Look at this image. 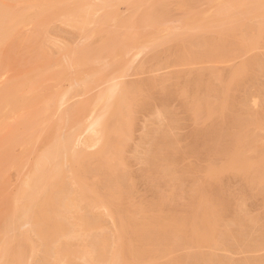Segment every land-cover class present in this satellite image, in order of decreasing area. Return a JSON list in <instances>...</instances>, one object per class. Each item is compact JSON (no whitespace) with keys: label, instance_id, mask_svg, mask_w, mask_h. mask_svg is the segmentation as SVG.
Segmentation results:
<instances>
[{"label":"bare ground","instance_id":"1","mask_svg":"<svg viewBox=\"0 0 264 264\" xmlns=\"http://www.w3.org/2000/svg\"><path fill=\"white\" fill-rule=\"evenodd\" d=\"M68 1L69 0H35V1L32 0L31 2V0L30 1L28 0L27 1L25 0H22V1L20 0H0V45L2 44L4 39H7L8 41V39L11 38V36L14 39L13 36L16 37V35L19 33V32L17 33V31L19 30H21V32L24 31L25 33L26 30L27 32L28 30L29 32H31V29H33L34 33H36V35L40 37V34L42 33L41 32L42 30H40L42 29L41 27L45 23L49 22L51 19L54 20V18L56 17L62 18L63 22H65L66 24H69L68 26L71 25L77 28L87 27L85 25L90 24L92 22L94 23V25L96 24V26L98 23L102 24L101 26H104L105 22H109V21H112V22L114 21V24H116V26L120 24L126 27L129 24L130 26L134 27V25L136 26V24L143 23L148 26L151 25L152 27H154V30L155 28L158 30L160 28L159 26H162V24L158 21L159 19L156 16L155 17L152 16L153 13H151V11H149L150 13H145L146 11L145 10L143 11L144 13L141 12L142 14L139 12V14L141 15L137 17L136 19L133 18L135 15L133 17L131 15V18L121 16L122 14L118 12L119 10L118 4L120 2H126L129 0H97L96 2H94V0L92 1L91 0H72L74 2L73 3L71 1L73 5L72 3H69ZM143 1L144 0H142V2ZM23 2L25 3V5H23L24 4ZM142 2L138 3L139 4L138 6H140ZM17 3L19 7H20L19 4H21V6L23 5V8L19 9V7H16L15 4ZM132 3H129V4H132ZM177 3H181V2H177ZM214 3L215 4L211 6L212 11H210L208 15H205V18L200 17L197 19V24L195 25L196 27L197 26L202 27V25L204 27L206 26L205 28H201V30L209 29V27L211 29L212 26H216L220 28L221 30L223 27H225L223 28L225 30L227 29V30H232V31H235V29H238L239 30L238 34L233 33L231 35H233L234 38L237 37L238 40L240 39L239 42L241 41V39H244L243 43L241 42L240 44L244 45L242 47H247V48L255 46L256 41H257L256 39L260 40L262 36H264L262 35L264 33V0H216ZM135 4L137 5V2H135ZM183 4L184 3H182L181 5ZM13 5L14 7H11ZM117 5H118V10L116 8ZM187 5L189 6L190 4H187ZM30 10H32V12L35 11V13L33 12L34 13L33 15L31 14L29 15L28 13ZM99 10L104 11L102 12L103 16L101 15L100 16L101 18L96 19V17L99 16V15L97 16V13L100 12ZM136 12H137L136 14H138V10ZM194 19L196 18L194 17ZM194 19L193 21H195ZM203 19L204 21L205 20L206 21L202 23L201 20ZM163 20H165V18ZM54 21H58V19ZM63 22L61 21L62 24ZM126 23H128V25ZM193 25H191L190 28L194 27ZM22 26L25 27L26 29L19 28ZM27 26L29 28H27ZM98 26H99V30H102V31L104 30V28H101L100 25ZM91 28H94V27H91ZM177 28L179 29L180 27H177ZM47 29L46 31L44 30L45 33L48 32ZM97 29L98 28H96V30ZM15 31L17 34H15ZM44 31L42 34H44ZM82 31H84V29ZM113 32L115 33L114 30ZM210 32L213 33V31H210ZM218 32H221V31H218ZM34 33L32 34L29 33L28 34L29 37H28L25 34L24 36L22 32L21 35L24 36V38L19 35V37H21L22 39L16 38L17 41H19V43L16 42L15 45L17 48L15 47L12 50L18 49V44L21 43L20 41L23 42L22 45H24V42L25 41L27 42V40L31 42L32 39L29 40V38L32 36L38 40H41L40 42L37 41L39 42V44L42 43L41 38L43 37V35L42 37L38 38L37 36L35 37L33 35ZM167 33L166 34L163 33L162 35L160 34V37L162 39H165L163 37H164V34L168 35ZM182 33L184 32L182 31ZM47 34H49V32ZM128 35L130 34L128 33ZM128 35L126 34L125 37L123 38L119 36L117 37L116 35H110L109 37L105 36L103 40L101 41V43L100 44L97 43L95 47H92V46H85V47L84 46L83 47H71V46L68 47L67 46L65 47L66 46L65 45L63 48L60 49L59 55L56 53L57 55L55 54L54 56H52L53 53L52 54L49 53L50 50L48 53L46 49H45L46 53L45 51L43 52V50H40L41 53L37 51L38 53L37 52L36 53L39 56L38 57L37 55H34V56H36V58H39V59H36V58L34 59L33 67L32 68L30 67V70H28L27 73L24 72V74H27V75H24V77H23V74L21 73L23 71V68L21 69L22 70L21 72L19 71L22 74L21 77L23 78L19 79V77L17 76V78L19 79V81L17 79L18 83L11 82L12 74L7 75L11 71V69L10 71H8V73H6L7 75L6 77H9L11 75L10 76L11 80L7 79L10 82L6 81L7 83L5 82V84L0 86V147H1L0 148V191H1L0 193L2 197V199L0 200V207H1L0 209V264H30L29 259L33 257V255L36 256L39 253V251H40L39 255L42 253V255L40 256L38 255V257L42 256L40 261L32 260L34 261L32 264H35V262L36 264H150V262L152 261L155 262L154 261L155 259L166 254L168 251H170L171 248L174 247V244H177L178 243L177 241H180L178 240V238L180 239V236H183L186 239L188 238L187 239L188 241L191 240L197 244L206 243V245H209V244L211 245L213 244V246L219 245L220 240H218V238L216 237L217 235L215 234V226L218 225L217 218L219 217L217 216V212L214 210V207L212 205H209V206H212V208L208 206H206L204 209L202 208L203 210H201L200 208L201 210L200 212L197 209L196 213L193 214V216L195 215L194 217L179 218L178 221L176 220L177 222L175 221L167 222L166 220H165L166 222L163 221V218L165 219L167 217H163L162 215H160L159 214L160 209L158 208L156 209H158L159 212L155 211V213L159 214V217L161 216V219L159 217H156L157 215L154 216V214L149 215L151 217L147 215L149 218L144 217L143 215L144 211H142L140 207H138L140 203L134 209H132L130 206H129L130 208L122 206L125 202H127L125 201L126 199H128L127 192L133 193L131 189L132 187L129 189L127 187L129 186L128 184L125 186L127 187V189L125 187H124L125 189L122 188L123 186L119 185L120 181H118V175H120L122 172L118 174L117 176L115 173H117V170H120V169H117V167L119 168V166L117 165H120L121 163L125 165V161L124 163L122 162V160H125V159H122L124 158L123 157L124 155L122 156V154H124V150H125L127 139H128L127 135L129 134V131L127 133L128 125L130 123L129 117L131 118L130 114L131 115L133 114L132 111L135 108L133 106V101L138 102L137 104L139 105L142 103V102L141 103L139 102L140 100L137 101V99L139 98V95L137 92L136 93L138 96L135 95L136 89L135 90L133 89L134 86H132V84L130 85L124 82L125 81L124 77L126 75L125 74L126 67H123L124 58L122 60L119 58V57L125 56V59H126V56L128 54L124 55L125 53H129L130 51L136 50L135 52H133L136 55L142 49V44L140 46V44L137 43L138 40L134 39V38H137V33L131 32V35L129 36L131 41L130 40L128 41V38H129ZM174 35H176V33H174ZM231 35H230V38L231 37L233 38V36ZM89 37H90V34H89ZM139 37H140V34H139ZM203 38L205 37L203 36ZM52 39L54 41V38ZM124 39H127V40H124ZM166 39H170V38L168 37ZM152 40L154 42V40L156 39H152ZM15 41L16 40H14V42ZM10 42L11 40L8 43ZM14 42H12L11 44H13ZM47 42H49V40H47ZM31 44H34V43H31ZM6 45L4 44V46ZM24 46L26 47L28 45L26 44ZM30 46L31 48H29ZM30 46L28 47L30 50L27 48L28 53H30L29 51H31V49H33L32 51H35L34 48L38 49L37 44L34 48H32L34 45H30ZM218 47L220 48L219 45ZM5 48L3 47V49ZM222 48H224V46ZM21 49H23V47ZM20 50L19 51L16 50L17 52L14 51V53L15 54L18 52L22 53L23 51H20ZM5 51H2L1 53H3V55L1 54L0 55L4 57ZM7 51L9 52L10 48ZM51 51H52V48H51ZM25 52H26V49L24 53ZM27 52L25 54H27ZM14 53L12 54L15 56ZM104 53L106 54V56H105V59L103 60L108 59L107 62L106 61H104V63L102 62L104 66H101V67L89 66V64H91L94 61H97L96 63H98V60L102 58V55ZM208 53H210V51ZM7 54L8 53H6L5 56H8ZM32 54L30 56H32ZM10 55L11 53H9V56ZM20 56H19V59H21ZM26 56H24L23 58L26 59L25 58ZM28 56L27 58L31 60ZM201 57L202 56L200 57L196 56L195 58L193 57L194 59L192 58V60H189L188 58V63L193 64L192 62L194 63L200 62L201 64V62L203 61L204 63L205 62L207 63V61L209 63L216 59V58L214 59L213 57L210 58L208 56L205 58L204 56L203 58ZM253 57L244 63L241 62L242 64L240 65V67L238 66L239 68L234 67L235 68V70H233L234 75L231 74L233 75L231 79L233 78L239 79V77L241 78L242 75L246 73L248 67H250V65L252 67L253 62H251V60L253 59ZM8 58L6 59L8 60ZM181 58L186 60L185 56L184 57L181 56ZM221 59L219 58V60ZM254 59L256 58L254 57ZM22 60L23 59H21L20 63L22 62ZM111 60L118 63V66L113 67L110 70H108L109 69L108 67L103 68ZM27 62L29 63L30 61H27ZM112 62H111V65L115 64ZM0 63H1V60H0ZM5 63L6 61L4 62L3 65H5ZM126 63L128 64L130 62H128L127 60ZM208 63L207 65H209ZM195 64L198 65L197 63ZM17 65L21 66V64H17ZM24 65L25 64H23V67ZM5 67L7 66L5 65ZM206 67L207 66H205V68ZM9 68L11 67L9 66ZM9 68L7 67L6 69H9ZM6 69L4 70L6 71ZM252 71H254V69ZM0 72H3V70H0ZM201 72H202V69H201ZM249 73L251 72L249 71ZM212 74L214 75L215 73H212ZM212 77H209L208 79ZM123 78H124V81H123ZM15 79H16V76H15ZM215 79H217V77ZM1 80H3L2 77L0 78V81ZM4 80L6 79L4 78ZM48 80H54L55 82L47 85L46 81ZM240 80H242V78ZM65 81L67 82V84H65ZM192 81L190 84H193L191 85V88L194 91V94L191 92L192 97L190 98L194 99L193 100L194 107H197V108L199 107V102L202 100L200 103H202L201 104L202 106L205 105V108H204V112H205L206 111L205 109H208V108L210 109L212 105L211 103H210L211 106L208 105V100L206 98L207 95L205 96L203 93L200 92L201 94L205 96L204 97L205 99H203V97L198 96V94L201 88H203V90L201 91L206 92V93H208V90L211 91L213 89L212 84L208 82L209 80L208 81L206 80L208 83H206L205 81L204 84H201L200 80L196 78L193 83ZM227 84L228 82L225 84V86ZM231 84L229 83V85ZM141 85L142 83H140V86ZM213 86H216V85H213ZM227 87L225 88L223 87V89H228ZM140 91H141V88H140ZM185 92H186V88L184 89V93ZM188 94L190 95V92H188ZM135 96L137 99L135 98ZM224 100L226 101V99ZM185 101H186V98H185ZM191 101L192 100H190V102ZM188 104L190 105V103ZM202 106H201V110L203 108ZM194 107L193 109H196ZM251 119L253 120V118ZM260 122L261 120L259 119V123ZM241 123L246 124V122H241ZM261 123L263 126V122ZM243 128L241 127V130L239 132H237L236 130L237 133L233 132L234 133L233 138L231 139L233 140L231 141L232 144L231 146L227 145L229 148L226 152L231 156V158L229 159V165L233 167H238L240 165L243 166L245 164L243 160L246 157L245 154L247 153V151L255 152L258 149L257 147H260L259 145H257L258 139L256 137H253L254 135H251L250 134L251 132L247 134V131L245 130L246 128L244 129L246 131L245 133ZM50 129L52 133L48 135V132ZM244 133L247 135H245ZM45 134L47 135L45 136ZM230 135L232 136V134ZM251 139H253V141H251ZM229 144H230V141H229ZM39 145L41 146L39 147ZM16 147L18 148V150H16L17 149ZM35 148L37 149L35 158L32 161H28L29 160L28 152L29 151L32 152L30 149H35ZM261 152L260 154L258 152V155H261L262 153H264V152L262 153ZM34 153L35 152H33L32 154L33 156L35 155ZM30 157H32L31 153H30ZM245 160H248V159L245 158ZM164 161L165 159L163 160V162ZM163 162L161 163L164 165L165 162L164 163ZM247 162H246V165H247ZM24 167H27L26 171L23 172L24 173L23 175L21 174V177L19 176L18 182L16 181L17 185H15L16 189L13 195H9V194H12L10 193L11 190L7 191L10 188L9 187L10 180H8V177H7L9 176L7 175L9 169L14 168L18 170L19 172L20 169L22 170V168ZM163 167L166 168L168 167V165H165ZM114 169H117V170H114ZM113 171H116V172H113ZM111 172L112 174L116 176L117 179L114 177V175L112 176V174H110ZM263 172L264 170L262 171V173ZM155 176H157V174ZM260 176L262 175H259V177ZM248 180H253V179L249 178ZM101 185L104 186V188L106 189V192H104V188L103 189L100 188ZM115 185L116 186L119 185V187L121 186L120 187L121 190L120 189L118 190L119 187H116ZM126 190L128 191L125 192ZM124 193H126L127 196H125ZM166 195H168V193ZM200 203H202V201ZM159 206H161L160 203H159ZM98 208L103 209L105 214L100 213L101 214L100 215L98 214L99 212L96 214L95 209L98 210ZM83 209H85L86 211L83 212ZM191 209L193 210V208ZM93 210L95 212H93ZM103 215L109 217L110 220L112 221V224L114 225L113 228H115L114 232L111 229L110 230L112 232L110 233H109V230L107 231L104 230L106 229L104 225V222H105L104 220L106 218ZM169 215H172V214H169ZM179 216H175V217H179ZM197 218H200V219L202 218L200 223H198L200 219L198 220ZM196 219L198 220V222L196 221L195 224H192V222H194L193 220H196ZM160 220H162L163 222L162 221L160 222ZM19 221H22L23 225L28 224L29 228H26V230L23 232L20 230V233H19V231L16 230L18 229L16 224L17 223L21 224V222ZM155 228L159 229V230L157 229L156 230L158 231L159 236H162L161 238H163V236L167 234L163 238L164 240L165 238H167L168 236H171L172 234L173 235L172 237H174V239L172 238L173 240L171 241L173 242L171 243L170 241L171 238H170L168 241L169 243L165 241L166 243L165 244L163 243L164 244L163 245L162 243L160 244V242H162L160 241L159 244L155 243L156 245H153L154 242L152 244L151 236L153 233L158 234ZM206 229H208L209 231V234H207L208 231L206 232L207 235L203 231ZM150 230L151 232L153 230L156 232L151 233L149 232ZM13 231L15 232L17 231L18 234L14 233ZM160 232H162V234H165V235H160L161 234ZM156 234L154 235L158 236ZM149 235L150 237H148ZM159 236H158V239H160ZM74 239L78 241L76 244L73 243L72 241ZM157 245H161V246H157ZM28 250H31L30 254ZM27 254L29 255L27 256ZM196 254H198V252H196ZM209 255L210 254L208 253V259H207L208 261L206 262L205 260L206 264H213V263L222 264L219 261H217V259L216 260L215 258L212 259L213 257ZM221 259H223V257ZM80 260H82V262H80ZM257 263H254V264H257ZM162 264H181V259L180 258L171 259V260H168L166 263H162Z\"/></svg>","mask_w":264,"mask_h":264},{"label":"rangeland","instance_id":"2","mask_svg":"<svg viewBox=\"0 0 264 264\" xmlns=\"http://www.w3.org/2000/svg\"><path fill=\"white\" fill-rule=\"evenodd\" d=\"M20 1H22V0H20ZM25 1H27V0H25ZM28 1H30V0H28ZM71 1L72 0H69L68 2L72 3L73 1L72 2ZM96 1L97 0H94V2H96ZM176 1L181 2V3H177ZM187 1L186 0H183V1L182 0H148V1L146 0V2H145V0H144L142 2V0H138V1L137 0H129L126 2H120L118 4L119 10H118V5H117L116 8H117L118 12L122 14L121 16L131 18V15H132V17L135 15L133 17L134 19H136L142 13H144L143 11H145V10H146L145 13H150L149 11H151V13H153L152 16L153 17L156 16L159 19L158 21L162 24V26H159V27L160 28L162 27L163 29L159 28L158 30L156 28L154 30V27H152L151 25L148 26V25H145L143 23L136 24V26L134 25V27L130 26V24L128 25V23H126L128 25L127 27L124 25H120V24H118L116 26V24H114V21L113 22L112 21L105 22V25L103 24L104 26H101L102 24H100V23H98L96 26V24L94 25V23L92 22L90 24L85 25L87 27H84V28L78 27L77 28V27H74L71 25L68 26L69 24H66L65 22H63L62 18L56 17V18H54V20L58 19V21H54L53 19H51L49 21L50 23L49 22L45 23L47 25L44 24L43 25L44 27L42 26L41 27L42 29H40V30H42L41 32L43 33L44 30L46 31V29L49 28V29H47L49 34H47L48 32L45 33V31H44V34H42V33L40 34V37H42V35H43V37L41 38L43 44L42 43L39 44V42L41 40H38L32 36L29 38V40L32 39L31 42L28 40L26 42L24 40L25 41L24 45L27 44L28 46L25 47L24 45H22L23 42L20 41L21 43L18 44V49L12 50L13 48L16 47L15 43L16 42L19 43V41H17L16 38H21V37H19V35L22 36L21 35L22 32H23V35L25 34L28 37H29V35H28L29 33L30 34L34 33V30L31 28H30L31 32L33 31L32 33L29 32V30H28L29 33L27 32V30L25 33H24V31L21 32V30H19V31H17V33L19 32L17 34L15 31V34H17L18 37H17V35H16V37L13 36L14 37V39H13L11 36V38H9L8 41H7V39H4V41L0 45V48H1L0 54L1 55H3V53H1L2 51H5V50L7 51L10 48L9 52L5 51V53H4L5 58L0 55V60L2 63V64L0 63V68H1L0 70H3V72H0V78L1 77L3 78V80L0 81V83H1L0 86L5 84L6 81L10 82L7 79L11 80L10 79L11 75L9 77H6L9 74H12V76H11V78H12L11 82L12 83L17 82V79H18L17 76L19 77V79H21L24 77V75H27V74H24V72L27 73V71L30 70V67L31 68L33 67V62H34V59L36 58V56H34V55H37V57H38L39 55L37 53L40 52V50H43V52H44L46 49L47 53L50 50L49 53L50 54L53 53L52 56H54L56 53L59 55L60 49L63 48L65 45H66L65 47H67V46L68 47H70V46L71 47H83V46L84 47L85 46L95 47L97 43L98 44L101 43V41L103 40V38L105 36L109 37L110 35H116L117 37L119 36V37L123 38V37H125L126 34L128 35V33L131 35V32H136L137 38H134V39L138 40L137 43H139L140 46L142 44V49L140 50L141 52L139 51V53H137L135 55L133 52H135L136 50H133V51H130L129 53L124 54V55L128 54L126 56V59H125V56L119 57L121 60L124 58L123 59V67H126V71H125L126 75L124 77L125 81H124V78H123V81L126 82L127 84H130V85L132 84V86H134L133 89L134 90L136 89L135 95L136 96L139 95L138 99L136 98V96H135V98L137 99V101L140 100L139 101L140 103L142 102L139 105V104H137L138 102L133 101V106L136 109L133 107L134 108L132 111L133 114L132 115L130 114L131 118L129 117V122L131 123V125L129 123L128 129H127V133L129 131V134L127 135L128 139H127V144L125 147L126 151L123 149L124 154H122V156L124 155L123 156L124 158L121 157L122 159H125V160H122L123 163L125 161V165H123L121 163L120 165H117V166H119V168L117 167V169H120V170L114 169V170H117V173H115L116 176L122 172L120 175H118V181H120L119 185L123 186L122 188H124L128 184L130 186V187L127 186L129 189L132 187L131 189H132L133 193L127 192L128 190L125 191V192H127L128 196L126 195V193H124V195L127 196L128 199L125 200L127 202L124 201L125 203L122 206L123 207H129L130 206L132 209H134L140 203L138 205V207H140V209L142 211H144L143 212L144 217H148L151 214H154V216L157 215L156 217H159V214H160L163 217H167L165 219L162 217L163 221L166 220L167 222L168 221L169 222H173V221L177 222L179 218H184V217L185 218H192L195 216V215L193 216V214L196 213L197 209L200 212L206 206L211 207V208L213 206L214 210L217 212V216L219 217V218H217L218 219L217 220L218 225L216 224L217 226H215V234L217 235V236L216 235L215 236L218 238V240H220L219 245H214V246H213V244L212 245L211 244L206 245V243L197 244L191 240L188 241L187 240L188 238L186 239L185 237L180 236V239L178 238V240H180V241H177L178 243L174 244V247H172L171 250L166 253L167 255L164 254V255L158 257L157 259L154 260L155 262L152 261V262H150V264H152V263L154 264L157 261H158L157 262L158 264H162V263H166L168 260L175 259V258H180L181 264H188V263H190V261H191L190 264H204L205 260H206V262L208 261L207 260L208 259V253L211 255V257H213L212 259L215 258V260L217 259V261H219L222 264H249V263L251 264L252 261H253L252 264L257 263V262H258L257 264H261V263L264 264V241H263L264 240V172L262 173V171L264 170V168H262V167H264V163H262V162H264V155H263L264 153H262V152H264V116H263L264 115V65H263L264 64V36H262L263 39L262 38L260 40L256 39L257 41H256L255 46L248 47L249 48L248 49L247 47H242V46H244L243 44L242 45L240 44L241 42L243 43L244 39H241V41L239 42L240 39L238 40L237 37L234 38V36L231 35L233 33L238 34V32H239L238 29H235L236 32L226 29L228 31L227 32L225 29H223L225 27H223L221 30L220 28H218L216 26H212L214 28L211 27V29H210V27H209V29H202L204 31L203 32L201 30V28H205L206 26L204 27L202 25V27H199V26L196 27L195 25L197 24V19L200 17L205 18V15H208L210 13V11H212L211 6H213L215 4L214 2L216 0H209V1L208 0H195V2H194V0H187ZM31 2H32V0H31ZM128 2L129 3L133 2V3L129 4ZM135 2H137V5L135 4ZM141 2H142V4H140V6H138L139 5L138 3H141ZM73 3H72V5H73ZM182 3H184V4L181 5ZM133 4H135V5H133ZM187 4H190V5L188 6ZM15 5H16V7H19L18 3ZM19 5H20L19 9H21V8H23V5H25V3L22 6H21V4H19ZM184 5H185V7H184ZM11 7H14V5ZM188 7H190V8H188ZM135 9L138 10V14H139V12L140 13L142 12V13L139 15L136 14L137 10H135ZM134 10H135V12H134ZM201 10H203V11H201ZM99 11L100 12L97 13V16L98 15L99 16L96 17V19L101 18L100 16L102 15V12H104L103 10L102 11L99 10ZM30 12H32V10L29 11V13H28L29 15L30 14L33 15L35 13V11H33L34 13L33 12L30 13ZM125 12H127V13H125ZM186 14H188V15H186ZM163 17L165 18V20H163L164 19ZM194 17L196 19H194ZM59 19L63 22V24L61 23V21ZM193 19L195 21H193ZM52 20H53V22H52ZM201 21L203 23L206 20L204 21V19H203ZM184 22H186V23H184ZM193 23H194V25H193ZM48 24L50 25V27ZM186 24L189 26H187ZM98 25H100L101 28H104V30L103 31L99 30ZM191 25H193L194 27L190 28ZM90 26L94 27V28H91ZM123 26L125 27V29ZM173 26L175 28H177V27H180V28L175 29ZM19 28L20 29L21 28L26 29L23 26L19 27ZM27 28H29V27L27 26ZM79 28L81 29V31L84 29V31H82V33H81ZM96 28H98L97 29L98 31L96 30ZM129 28H131V29H129ZM184 28H186V29H184ZM142 29H143V31H142ZM113 30L115 31V33L113 32ZM168 30H169V32H168ZM110 31H111V33H110ZM182 31L184 33H182ZM210 31H213V33ZM218 31H221V32H218ZM97 32H99V33H97ZM150 32H152V33H150ZM153 32H154V34H153ZM157 33H159V34H157ZM163 33L168 34V35L164 34V37L162 36L165 39H162L160 37V34L162 35ZM174 33H176L177 37H176V35H174ZM89 34H90V37H89ZM139 34H140V37L142 38V40L139 37ZM170 34H172L173 36ZM178 34L180 37L178 36ZM33 35L35 37L37 36L36 33H34ZM51 35H52V37H51ZM130 35H128V37ZM230 35L233 36V38L231 37L232 40L230 38ZM262 35H264V33ZM24 36H22V37L24 38ZM167 36L170 39H166V38H168ZM203 36L205 38H203ZM208 36L210 38L212 36L213 37L210 39ZM37 37L40 38L39 36H37ZM52 38H54V41ZM216 38H218V39H216ZM227 38H229V39H227ZM34 39H36V40H34ZM152 39H156V40H154V42H153ZM10 40H11V42L8 43ZM14 40H16V41L14 42ZM47 40H49V42H47ZM124 40H127V39H124ZM129 40L131 41L130 37L128 38V41ZM5 41H7V42H5ZM35 41L36 42L39 41V42L36 43ZM12 42H14L13 44L15 46L13 44H11ZM6 43H7V45H6ZM31 43H34V44H31ZM4 44L6 46H4ZM36 44L38 46V49L34 48L36 46ZM62 44H64V45H62ZM30 45H34L32 48H34L35 51H32L33 49H31V51H29L30 53H28L27 52L28 49L31 48ZM41 45H43L44 47ZM48 45H50V46H48ZM79 45H81V46H79ZM208 45L209 46L211 45V46L209 47ZM218 45L220 46V48L218 47ZM222 45L224 46V48H222L223 47ZM19 46H21V47H19ZM3 47L4 48L6 47L7 49L6 48L3 49ZM22 47H23V49H21ZM50 47L52 48V51H51ZM25 49H26L27 54H25L26 52L24 53ZM16 50L17 51L20 50L23 52L22 53L18 52L15 54L14 51H16ZM46 51H45V53H46ZM209 51H210V53H208ZM6 53H8L7 54L8 56H5ZM9 53H11L12 56L11 55L9 56ZM12 53H14L15 56ZM20 54H21V56H20ZM23 54H24V56L29 55L28 57L31 60H29L27 58V56L25 57L26 59H24ZM31 54H32V56H30ZM198 54L200 56H202L201 58H203V56H204V58L208 56L210 58L213 57L214 59L215 58L216 59L218 58V59L217 60L215 59V60H213L214 62L211 61L209 63L207 61V63L210 66L207 65L206 62L204 63V61L201 62V64H200V62H195L198 65H196L194 62H192L193 64L188 63V58L190 56H192V57H190L191 59L189 58V60H192L193 57L194 58L196 56L200 57ZM206 54H207V56H206ZM209 54L212 56H210ZM19 56L21 57V59H23L21 63H20L21 59H19ZM105 56H106V54L104 53L102 55V58L100 60H98V63H96L97 61H94L91 64H89V66H93V67L104 66V64H103L104 61L107 62V60H108V59L103 60V59H105ZM167 56H168V58H167ZM181 56L182 57L185 56L186 60L181 58ZM221 56H223V57H221ZM253 56L258 61L256 59H254ZM1 57L3 60L1 59ZM252 57L254 59V60L253 59L251 60V62H253L252 63L253 65H252V67L250 65V67H248L246 73L244 75H242V77H241L242 80H240L241 79L240 77H239V79H235V78L231 79L234 75L233 74V70H235L234 67L239 68L242 63L246 62L247 60H249ZM262 57H263V59H262ZM6 58H8V60ZM11 58H13L14 60ZM219 58L220 59L222 58V59L219 60ZM36 59H39V58H36ZM127 60L130 63L127 64L126 63ZM3 61L4 62L6 61L5 65L8 68H9V66L11 68L6 69L7 67H5V65H3L4 64ZM27 61H30V62L28 63ZM112 61L113 60H111L107 64L105 63L106 65L103 68L108 67L109 68L108 70H110L113 67H117L118 63H116L115 61H113V62ZM111 62L115 63V64L111 65ZM26 63H27V65H26ZM17 64H21V66L17 65ZM23 64H25L26 66L24 65V67H23ZM31 64H32V66H31ZM260 64H262V65H260ZM205 66L208 67V68L206 67L207 70H206ZM26 67L29 69H27ZM22 68H23V71L21 70ZM203 68H205V69H203ZM4 69H6L7 72ZM10 69H11V71H10ZM201 69H202V72H201ZM253 69H254V71H252ZM8 71H10V72L8 73ZM19 71L20 72L22 71L21 73L23 74V77H21L22 74ZM208 71H210V72H208ZM249 71L251 73H249ZM14 72H15V74H14ZM220 72H222V73H220ZM6 73H8V74L6 75ZM17 73H19V74H17ZM212 73H215V74L213 75ZM210 74H211V76H210ZM231 74H233V75H231ZM13 75H14V77H13ZM199 75H200V77H199ZM222 75H224V76H222ZM15 76H16V79H15ZM67 76H68V74H67ZM215 76L217 77V79H215L216 78ZM209 77H212V78L208 79ZM223 77H224V79H223ZM4 78L6 80H4ZM195 78L200 80L201 84H204V82L206 80L207 81L209 80L208 82L211 83L212 87H213V89L211 91L208 90V93L201 91V90H203V88H201L199 90V94L197 93L198 96L203 97V99H205L204 97L207 95L206 98L208 100V105H210V103L212 105V107L210 109L209 108L205 109L206 110L205 112H204L205 105L202 106L201 105L202 103H200L202 100L199 102V107L197 108V107H194V101H193L194 99L190 98V97H192L191 92L194 94V91L191 88V85H193V84H190V83L192 80H193L192 81V83H193ZM19 79H18V81H19ZM233 80H235V81H233ZM137 81H138V83H137ZM207 81H206V83H208ZM238 81H239V83H238ZM54 82H55L54 80H48V81H46V84L48 85V84H52ZM227 82H228V84H227L228 87H227V85L225 86V84ZM140 83H142L141 86H140ZM229 83L230 84L232 83V84L229 85ZM65 84H67L66 81H65ZM143 84H144V86H143ZM213 85H216V86H213ZM217 85H219V86H217ZM243 85H245V86H243ZM214 87H215V89H214ZM223 87L224 88L227 87L228 89H223ZM140 88H141V91H140ZM185 88H186V92L184 93ZM219 90H221V91H219ZM212 91L213 92L216 91V92L213 93ZM136 92L138 93V95ZM188 92H190L191 96L188 94ZM200 92L203 93L205 96L203 94H201ZM185 95H187V96H185ZM185 98H186V101H185ZM224 99H226V101ZM133 100H135V99H133ZM190 100H192L193 102L192 101L190 102ZM256 100H257V102H256ZM188 103H190V105ZM200 105L203 107L202 110H201ZM191 106H193L196 109H193V107H191ZM190 107H191V109H190ZM199 109H200V111H199ZM159 111L161 112V114ZM260 116H261V118H260ZM251 118H253V120ZM258 118L261 120V122H263V126H262L261 122H260L261 123V125H260ZM240 120H242V121H240ZM257 121H258L259 125H258ZM241 122H246V124L241 123ZM240 126L242 128L244 127L243 130L246 128L245 130L247 131V134H249L251 132L250 134L254 135L253 137H256L258 139L257 145H259L260 147H257L259 150L257 149V151H255V152L247 151V153L245 154L246 155L245 158L248 160H245V158L243 156V158H244L243 162L245 163L243 166L240 165L238 167H233V166L229 165V159L231 158V156L226 151L229 148L228 146H231V144H232L231 141H233V140H231V139L233 138V134L237 133L241 130ZM237 127L240 129H238ZM130 129H131V131H130ZM236 130H237V132H236ZM246 131H245V133H246ZM225 132H227V133H225ZM51 133L52 132L50 129L48 132V135H50ZM230 134H232V136ZM247 134H245V135H247ZM46 135L47 134H45V136ZM259 140H261V141H259ZM229 141H230V144H229ZM251 141H253V139H251ZM40 146L41 145H39V147ZM159 148L162 150H160ZM35 149H30L32 152H30V151L28 152L29 153V155H28L29 160L28 161H32L35 158L38 148L36 150ZM16 150H18V148ZM90 150H92V149H90ZM164 150L165 151L167 150V151L165 152ZM33 152H35L34 156L32 155ZM258 152H259V154H260V152L262 154L258 155ZM30 153H31V156L33 158L30 157ZM214 153H215L216 157H215ZM156 158H158V159H156ZM164 159H165V161H164L165 163L163 162ZM154 160H156V161H154ZM247 161H249V162H247ZM161 162H163L164 165ZM246 162H247L248 166L246 165ZM224 164L226 167L224 166ZM165 165H168V167H170V168L163 167ZM161 166H162L163 170H162ZM171 168H172V170H171ZM26 169H27V167L22 168V170L20 169V171H19L20 173L18 172V170L14 169V168L9 169L8 174H7L9 176H7V177H8V180H10L9 181V187L10 188L7 191L11 190L10 193H12L9 195H13V193L16 189L15 185H17L19 176L21 177V174L23 175L24 174L23 172H25ZM147 169H149V170H147ZM168 169H170V170H168ZM166 171H168V172H166ZM113 172H116V171H113ZM123 172L125 175L123 174ZM172 172L174 173V175ZM110 174H112V172ZM156 174H157V176H155ZM113 175L114 174H112V176ZM128 175H129V177H128ZM259 175H262V176L259 177ZM116 176L114 175L115 178H116ZM121 177H122V179H121ZM172 177H173V179H172ZM247 177H248V179L249 178L253 179L255 182L253 180H248ZM261 177H263V178H261ZM246 181L248 183H250V182L251 183L248 184ZM119 185L118 186L115 185V186L119 187ZM171 186H173V187H171ZM120 187L118 188V190L119 189L121 190ZM127 187H125V188L127 189ZM100 188L103 189L104 186L101 185ZM104 192H106L105 188H104ZM167 193H168V195H166ZM1 199H2V197H1V193H0V200ZM163 200H165V201H163ZM201 201H202V203H200ZM141 202H143V203H141ZM159 203L161 206H159ZM157 204H158V206H157ZM209 205H212V206H209ZM200 206H202V207H200ZM156 208L160 209V212H162V213H160L159 210ZM191 208H193V210ZM200 208H201V210H200ZM0 209H1V207H0ZM85 209H83V212L86 211ZM95 210H96V212L94 210H93V212H95L96 214L98 212H99L98 214L104 213L103 209H101V208H98V210L97 209H95ZM155 211L159 212V214L155 213ZM169 214H172V215H169ZM103 216H105V215H103ZM175 216H179V217H175ZM149 217H151V216H149ZM105 218L106 219L104 220L105 221L104 225H105L106 229H104V230L105 231L109 230V233L112 231L114 232L115 228H113L114 225L112 224V221L107 216H105ZM159 218L161 219V216ZM197 219L199 220L200 218H197ZM197 219L193 220L194 222H192V220H191L192 224H195L196 221L198 222ZM201 219L198 223L201 222ZM161 221L162 220H160V222ZM19 222H21V224L20 223L16 224L18 227V229H16V230L19 231V233H20V230L23 232L26 230V228H29L28 224H24L25 225L24 226L22 221H19ZM231 228H232V230H231ZM156 229L159 230L158 228H155V230ZM240 229H242V230H240ZM233 230H234V232H233ZM17 231L16 232L13 231V232L17 233ZM156 231L153 230L152 232H156ZM203 231L206 234L208 229L203 230ZM149 232H151V230ZM157 233H158V231H157ZM160 233H161L160 235H165V234H162V232H160ZM154 234H156V233H153L151 236L152 237L151 238L152 244L154 242L153 245L159 244L160 241H162V242H160V244L161 243L165 244L166 242L169 241L170 238H171L170 241L174 239V237H172L173 236L172 234H171V236H168L167 238H165V240L163 238L167 234L165 236H163V238H161L162 236H159V233L156 234L160 237V239H158V236H155ZM207 234H209V231L207 232ZM168 235H170V234H168ZM148 237H150V235ZM181 237H183V238H181ZM34 238H35V236H34ZM182 240L184 242L187 241L188 243L187 242L184 243ZM72 241L75 244L78 242L75 239ZM72 241H71V243H72ZM172 242L173 241H171V243ZM180 242H181V244H180ZM220 243H222V244H220ZM157 246H161V245H157ZM28 252L30 254L31 250H28ZM196 252H198V254H196ZM39 253H40V251H39ZM39 253L36 256L33 255V257L35 256L34 259H33V257H31L29 259L30 264H32L36 260L40 261L42 256L38 257ZM29 254H27V256ZM40 255H42V253ZM192 255H194V256H192ZM222 257H223V259H221ZM200 258H202V259H200ZM192 259H193V261H192ZM32 260H34V261H32ZM215 260H214V262H215ZM80 262H82V260H80ZM35 264H36V262H35ZM213 264H215V263H213Z\"/></svg>","mask_w":264,"mask_h":264}]
</instances>
